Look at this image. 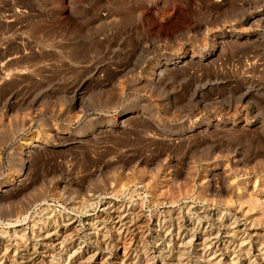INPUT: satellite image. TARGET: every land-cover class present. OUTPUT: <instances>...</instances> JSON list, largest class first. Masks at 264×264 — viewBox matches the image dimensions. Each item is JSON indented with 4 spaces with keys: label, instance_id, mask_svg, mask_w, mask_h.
Returning a JSON list of instances; mask_svg holds the SVG:
<instances>
[{
    "label": "rangeland",
    "instance_id": "374dc122",
    "mask_svg": "<svg viewBox=\"0 0 264 264\" xmlns=\"http://www.w3.org/2000/svg\"><path fill=\"white\" fill-rule=\"evenodd\" d=\"M20 2L0 264H264V0Z\"/></svg>",
    "mask_w": 264,
    "mask_h": 264
},
{
    "label": "built area",
    "instance_id": "2783aa9c",
    "mask_svg": "<svg viewBox=\"0 0 264 264\" xmlns=\"http://www.w3.org/2000/svg\"><path fill=\"white\" fill-rule=\"evenodd\" d=\"M22 15H27V4H22L20 0H0V22L15 23Z\"/></svg>",
    "mask_w": 264,
    "mask_h": 264
},
{
    "label": "bare ground",
    "instance_id": "6f19581e",
    "mask_svg": "<svg viewBox=\"0 0 264 264\" xmlns=\"http://www.w3.org/2000/svg\"><path fill=\"white\" fill-rule=\"evenodd\" d=\"M16 219V218H15ZM24 222V221H23ZM66 222V221H65ZM232 225H233V223H232ZM46 233V232H45ZM65 234V233H64ZM48 239V238H47ZM239 242V241H238ZM201 255V254H200ZM206 260V259H205Z\"/></svg>",
    "mask_w": 264,
    "mask_h": 264
}]
</instances>
